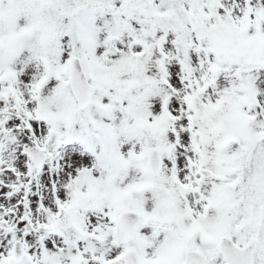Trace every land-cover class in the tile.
I'll list each match as a JSON object with an SVG mask.
<instances>
[{"label": "snow or ice", "instance_id": "obj_1", "mask_svg": "<svg viewBox=\"0 0 264 264\" xmlns=\"http://www.w3.org/2000/svg\"><path fill=\"white\" fill-rule=\"evenodd\" d=\"M0 264H264V0H0Z\"/></svg>", "mask_w": 264, "mask_h": 264}]
</instances>
